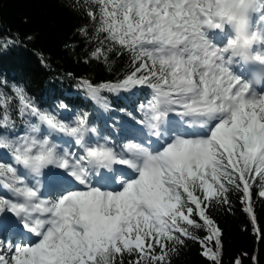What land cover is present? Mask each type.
<instances>
[{
    "label": "snow or ice",
    "instance_id": "1",
    "mask_svg": "<svg viewBox=\"0 0 264 264\" xmlns=\"http://www.w3.org/2000/svg\"><path fill=\"white\" fill-rule=\"evenodd\" d=\"M85 3L99 41L92 59L108 65L115 53L130 63L114 83L78 86L105 110L102 92L144 90L141 118L133 117L143 138L118 146L87 114L67 123L23 88L12 89L15 106L0 91V192L8 194L0 214L30 234L0 239V264H167L177 246L199 239L195 230L207 234L203 255L221 264V231L209 209L230 208L229 194L239 193L255 225L252 199L264 198V93L256 88L264 71L248 79L234 70L240 62L264 69V0ZM226 26L231 35L217 45L210 32ZM10 108L24 125L12 138ZM116 166L130 173L109 189L96 178ZM52 169L75 186L48 198L37 178Z\"/></svg>",
    "mask_w": 264,
    "mask_h": 264
},
{
    "label": "trees",
    "instance_id": "2",
    "mask_svg": "<svg viewBox=\"0 0 264 264\" xmlns=\"http://www.w3.org/2000/svg\"><path fill=\"white\" fill-rule=\"evenodd\" d=\"M88 10L85 0H0V91L11 98L14 106L15 86L23 88L41 110L49 106L59 112L64 102L74 112L72 116L77 110L79 115L89 114L92 110L88 102H79L84 107L78 108L65 99L64 92L86 91L78 86L81 80H88L93 86L114 83L129 71L126 55L109 54L108 65L102 58L92 59L91 53L99 41L86 15ZM81 28L87 29L86 36L80 34ZM143 91H139L141 98L146 99ZM101 94L106 96V92ZM125 109L120 108V117L133 119V112L123 113ZM9 111L16 122L15 133L9 134L12 138L23 134L24 125L18 111ZM229 199L230 208L214 205L208 213L221 231V264H264V198L253 196L255 225L243 211L239 193H230ZM195 234L199 239L177 246L169 254L167 264H213L203 255L199 242L206 232L195 230Z\"/></svg>",
    "mask_w": 264,
    "mask_h": 264
},
{
    "label": "bare ground",
    "instance_id": "3",
    "mask_svg": "<svg viewBox=\"0 0 264 264\" xmlns=\"http://www.w3.org/2000/svg\"><path fill=\"white\" fill-rule=\"evenodd\" d=\"M216 31H218V30H216ZM225 38L222 36V37H219L218 38V40H220V41H223ZM237 65V64H236ZM237 70H239L240 71V73H241V70L239 69V68H237ZM236 72H238V71H236ZM107 136H108V134H107ZM58 174H59V170H57V171H55V170H51V171H48V170H46L45 171V174L44 175H42L41 177H39L41 180H40V184H41V186L43 187L44 186V184H45V180L46 179H55L56 178V176H58ZM112 176V175H111ZM50 182H53V181H50ZM49 182V183H50Z\"/></svg>",
    "mask_w": 264,
    "mask_h": 264
},
{
    "label": "rangeland",
    "instance_id": "4",
    "mask_svg": "<svg viewBox=\"0 0 264 264\" xmlns=\"http://www.w3.org/2000/svg\"><path fill=\"white\" fill-rule=\"evenodd\" d=\"M116 144V143H115ZM118 146H120L119 144H117ZM70 146V145H69ZM62 147H63V145H62ZM71 147H73V146H71ZM73 150H76L75 148L73 149ZM117 168H120L121 166H116ZM118 176V175H117ZM116 179L117 180H119L120 179V176H118V177H116ZM1 215V214H0ZM4 220V217L3 216H0V221H3ZM11 220H13V221H11ZM10 221H11V223H15L16 222V218H12Z\"/></svg>",
    "mask_w": 264,
    "mask_h": 264
},
{
    "label": "clouds",
    "instance_id": "5",
    "mask_svg": "<svg viewBox=\"0 0 264 264\" xmlns=\"http://www.w3.org/2000/svg\"><path fill=\"white\" fill-rule=\"evenodd\" d=\"M258 73H260V72L258 71L257 73H254V75H255V74H258ZM262 79H264V77H262Z\"/></svg>",
    "mask_w": 264,
    "mask_h": 264
}]
</instances>
